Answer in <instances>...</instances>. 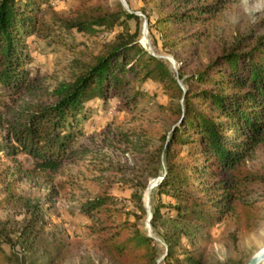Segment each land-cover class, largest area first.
<instances>
[{
    "label": "trees",
    "instance_id": "obj_1",
    "mask_svg": "<svg viewBox=\"0 0 264 264\" xmlns=\"http://www.w3.org/2000/svg\"><path fill=\"white\" fill-rule=\"evenodd\" d=\"M44 1L0 0V85L9 96L34 86L24 64L32 48L29 36L46 37L53 29L42 17ZM145 1L154 2L160 23L183 27L206 23L230 0ZM136 11L122 0H97L73 18H61L66 33L76 28L90 35H114L90 58L75 59V71L57 82L48 101L28 102L5 119L0 152L15 164L1 171L0 206L20 205L26 216L19 226L0 220V264H58L66 240L48 229L44 197L21 190L19 180L35 174L52 178L67 162L83 156L75 140L92 118L93 102L115 94L137 104L146 96L147 79L161 83L172 118L159 146L149 153L150 162L156 163L151 174L159 177L152 193L171 197L152 200L151 221L162 240L139 222L148 214L143 200L148 182L120 178L133 187L131 199L140 210L132 219L121 198L110 192L118 179L108 175L80 207L98 241L121 264H202L195 243L204 237L201 227L208 230L231 214L239 228L250 230L263 217L264 200L253 194L255 184L264 182V170L249 159L264 147V33L255 28L241 32L208 61L192 63L202 34L196 30L197 38L175 53L179 62L173 69L141 43L143 22ZM19 152L31 157V166ZM163 215L174 225L161 233L156 223ZM183 235L192 248H179Z\"/></svg>",
    "mask_w": 264,
    "mask_h": 264
},
{
    "label": "rangeland",
    "instance_id": "obj_2",
    "mask_svg": "<svg viewBox=\"0 0 264 264\" xmlns=\"http://www.w3.org/2000/svg\"><path fill=\"white\" fill-rule=\"evenodd\" d=\"M96 1L47 0L42 3V17L53 25V29L46 37L35 34L29 36L32 48L24 66L30 72L34 86L9 96L0 85V140L7 131L5 119L15 109L32 101H48L50 91L57 82L70 78L75 71V59L90 58L106 40L113 37L114 33L109 31L90 35L76 28L66 33L61 26V18H73L79 9ZM126 2L127 7L136 9L141 15L143 28L147 16L142 8L149 12L148 34L145 38L142 30L141 43L150 51L165 57L173 69L179 62L175 53L197 38L193 35L196 30L202 34L198 38L192 63L208 61L224 46L232 43L241 32L255 28L257 33H264V0H230L206 23H189L183 27L160 23L161 13L154 2ZM131 25L134 26L133 20ZM167 32L169 35L166 36ZM143 86L146 96L137 104L126 103L120 95L115 94L110 95L106 101L98 99L93 102L92 118H87L84 132L75 140L83 156L67 162L52 178L35 174L32 178L19 180L21 190L32 196L44 197L48 229L60 232L66 240L67 247L63 249L58 264H121L91 232V221L80 209L89 196L95 195L106 176L113 175L118 179L110 192L121 198L132 219L135 218L134 214H140V210L131 199L133 187L120 179L123 176L153 184L150 193L147 187L143 194L146 207L148 203L152 206L154 199L161 198L163 202L171 199L165 192L152 193L159 177L151 174L156 163L150 162L149 155L159 146L161 136L170 128L172 118L170 109L166 107L169 97L158 80L147 79ZM18 157L26 166L32 165V159L26 153L19 152ZM249 162L264 170V147L257 148ZM8 163L15 164V161L0 152V197L1 171ZM255 187L253 197L264 200V182L255 184ZM262 215L250 230L239 228L237 219L231 214L208 230L201 227L204 237H199L195 243L201 252L202 264L246 263L264 247V210ZM25 216L26 212L20 205L0 206V220L9 219L15 226H19L23 224ZM147 217L148 214L139 222L143 229L151 232ZM156 224L162 233L165 228L171 229L174 222L171 217L163 215ZM151 227L153 235L162 240L152 221ZM181 241L179 248L193 247L187 236L183 235ZM162 252L159 260L164 256Z\"/></svg>",
    "mask_w": 264,
    "mask_h": 264
},
{
    "label": "water",
    "instance_id": "obj_3",
    "mask_svg": "<svg viewBox=\"0 0 264 264\" xmlns=\"http://www.w3.org/2000/svg\"><path fill=\"white\" fill-rule=\"evenodd\" d=\"M122 1L124 2V4L127 5L126 0H122ZM136 12L139 14L138 11H136ZM143 33L146 36L148 34V18L147 17H146L145 22H144ZM152 186H153V184L149 183V185H148L149 193H150V191L152 189ZM147 209H148L147 223H148V225L150 226V229H151L150 230L151 232H149V234L154 236L153 233H152L154 231H153V229L151 227L152 209H151V204L150 203L147 204ZM262 263H264V247L261 248L259 251H257L245 264H262Z\"/></svg>",
    "mask_w": 264,
    "mask_h": 264
},
{
    "label": "bare ground",
    "instance_id": "obj_4",
    "mask_svg": "<svg viewBox=\"0 0 264 264\" xmlns=\"http://www.w3.org/2000/svg\"><path fill=\"white\" fill-rule=\"evenodd\" d=\"M144 37L146 38V35L144 34Z\"/></svg>",
    "mask_w": 264,
    "mask_h": 264
}]
</instances>
